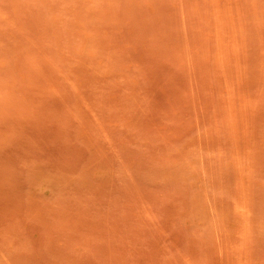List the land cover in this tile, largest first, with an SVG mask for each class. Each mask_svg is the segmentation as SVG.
I'll use <instances>...</instances> for the list:
<instances>
[{
    "label": "rangeland",
    "instance_id": "obj_1",
    "mask_svg": "<svg viewBox=\"0 0 264 264\" xmlns=\"http://www.w3.org/2000/svg\"><path fill=\"white\" fill-rule=\"evenodd\" d=\"M0 264H264V0H0Z\"/></svg>",
    "mask_w": 264,
    "mask_h": 264
}]
</instances>
